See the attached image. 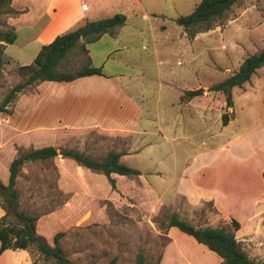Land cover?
<instances>
[{
    "label": "rangeland",
    "instance_id": "1",
    "mask_svg": "<svg viewBox=\"0 0 264 264\" xmlns=\"http://www.w3.org/2000/svg\"><path fill=\"white\" fill-rule=\"evenodd\" d=\"M62 1L65 10L77 9L85 2L90 19L118 11L126 15L114 35L103 34L87 47L91 64L112 73V82L122 89L120 102L111 105L108 114L128 116L137 126L117 134L99 133L92 126L85 135H72L64 145L55 146L73 145L93 158L116 149L126 153L122 161L140 169L139 174L117 176L115 189H106L100 180L90 179L92 175L76 171L82 178L72 183L77 193L66 203L70 193L57 186L59 150L51 159L23 164L16 182L21 209L39 216L61 203L68 206L65 224L55 227L52 218H47V226L55 227L54 233L64 232L59 242L70 264H137L139 251L146 261H155L168 240V226L162 222L171 212L204 226L230 224L231 215L224 213L246 223L257 201V210L264 207V64L242 85L232 87L231 105L222 91L209 89L264 45V0H237L210 28L194 35H188L175 18L189 13L199 0ZM26 3L30 13L25 17L38 15L40 1ZM32 48L26 47L21 59H26ZM85 61L86 55L73 49L62 61V68L75 69ZM24 78L17 66L11 67L0 78V98ZM46 82L35 95L40 97L27 103L28 110L51 105L60 93L58 88L65 96L73 95L74 84L69 81ZM80 84L85 89V83ZM35 85L24 90H33ZM196 88H202L201 92L186 93ZM225 111L228 122L223 124ZM135 114H141V119L133 118ZM9 146L0 151V162L10 152ZM6 169L0 167V173ZM177 187L195 198L214 199L199 198L191 203ZM253 232L259 239L264 237V221ZM244 234L248 236V232ZM170 235L181 246L186 236L220 258L175 226ZM245 240V246L254 251L253 238ZM187 246L197 251L194 264H210L196 245ZM26 251L27 264H47L37 251ZM10 254L6 253L2 264H13ZM252 258L264 263V252ZM218 264L225 263L220 260Z\"/></svg>",
    "mask_w": 264,
    "mask_h": 264
},
{
    "label": "crops",
    "instance_id": "2",
    "mask_svg": "<svg viewBox=\"0 0 264 264\" xmlns=\"http://www.w3.org/2000/svg\"><path fill=\"white\" fill-rule=\"evenodd\" d=\"M26 1L27 0H11L0 13V28L3 30L12 28L16 31L15 40L10 43H5L3 48V76L8 73L11 67L30 63L40 46L43 43L50 42L56 34L71 28L80 20L90 19L86 16L85 10H87V4L85 2H81L77 9L65 10V1L62 0H39L41 3L40 12L35 17L28 18L25 16L30 13V7ZM30 45H33V48L27 54V58L21 59V52ZM10 46L16 47V50H10ZM118 72L121 73V71ZM111 74L112 73L108 74L103 71V74L93 73L69 80L70 83L74 84L75 89L72 91L73 95L70 97L65 96V92L62 93L61 89L58 88L57 91L60 93L55 99H52L51 105L44 106L43 104L41 107H30V110L27 109L26 105L38 94L42 85H44V81H48L46 82L47 84H56L55 81L57 80H42L36 83L33 90L20 91L12 104V111L10 113H0V151H2L6 144H10V152L0 162V167L3 168L5 166V168H7L4 173H0V180L7 182L9 176V162L20 148L29 149L47 144H52L54 146L60 145L72 135H85L92 126H94L99 133L103 134L121 133V131H124L122 129L126 128L136 130L137 121L132 124L133 121L130 122L128 116L117 117L108 114L109 108L112 107L111 105L115 104V102L117 103L122 93V89L117 88L116 84L112 82L114 81V76ZM80 83H85V86H89V88L85 87V89L82 90L80 88ZM93 83H97V86H94ZM79 89L82 91L79 92ZM119 102L120 100L118 103ZM19 106L20 109L18 110ZM137 114H135L133 118L140 120L142 113L139 116H137ZM67 147H73V145L68 144ZM57 150H61L60 147H57ZM125 154L124 152L121 153V160ZM56 165L58 167L57 186L63 192L70 193L66 203H70L77 193L72 190V183H74L77 178H82L76 174V171L85 176L92 175L90 179L100 180L101 184H103V186L105 185L104 187H106V189L111 186L104 173L92 171L90 168L78 164L74 159L63 156L62 153L61 156L57 158ZM90 179L86 178L87 181H90ZM177 191L184 194L191 203H195L199 198L214 199V197L211 196H199L195 198L189 191L179 187H177ZM66 203H61L55 209L45 214H40L36 220L37 231L45 236L48 241L54 234L55 227H59L67 221L65 214L68 213V206ZM257 205H259L258 201L255 203L254 210L250 216H248L246 223L232 213H224L225 215H231L230 218L234 217L239 221L240 225L239 228L236 229L235 234L240 241H244L242 242V247L250 257L257 253L261 255L264 252V237L259 239L260 236L253 232L256 230V226L264 221V207L257 210ZM3 212L4 210L0 206V215ZM47 218H52L55 222V227L50 228L47 226ZM172 226H168L166 230L168 240L163 245L159 264H180V262L181 264H194L195 260L193 258L196 257L197 251L194 249L191 250V247L187 245L191 243L197 246V244L190 238L183 236L185 239H182L181 242L184 246L178 245L170 235ZM244 231L248 232V236L244 234ZM248 237L253 238L252 242L255 243L254 251H251L245 246L247 241L245 239H248ZM197 247L207 256L208 263L218 264V261L222 260L217 253L216 254L220 258L204 250V248H202L203 246ZM6 253H11L10 258L13 264H18V262L20 264H27L28 262V253L25 248H6L0 253V264H2Z\"/></svg>",
    "mask_w": 264,
    "mask_h": 264
},
{
    "label": "trees",
    "instance_id": "3",
    "mask_svg": "<svg viewBox=\"0 0 264 264\" xmlns=\"http://www.w3.org/2000/svg\"><path fill=\"white\" fill-rule=\"evenodd\" d=\"M11 0H0V13ZM237 0H199L194 8L185 14H179L175 20L182 25L188 35L210 28L221 18L231 5ZM126 15L115 12L108 16L83 19L71 28L58 33L47 43H43L30 63L18 65V71L25 76L21 81L10 86L0 98V113L12 111V104L18 93L27 86L42 80L69 81L79 76L98 73L103 74L100 65L91 64L87 44L98 39L102 34L114 35L119 26L124 24ZM16 31L12 28H0V78L2 77V52L5 43L13 42ZM78 49L86 55V61L75 69L62 68V61L68 53ZM264 64V45L256 52L245 56L238 68L224 79L213 83L209 89L220 90L225 95L227 105L232 104L231 89L235 85H242L247 81L257 67ZM202 88L187 89L189 96L200 93ZM223 124L228 122L227 112L222 113ZM62 155L74 159L78 164L93 171L102 172L107 177L111 187L116 188L117 176L139 174L140 170L120 159L122 152L109 149L101 158H93L74 147H60ZM58 153L52 144L33 147L26 150L18 149L9 162V176L7 182L0 180V206L4 212L0 215V253L6 248H25L35 250L47 264H70L59 236L64 232L56 231L52 243L36 229L38 215L20 208L19 193L16 179L23 164L29 160H47ZM264 176V169H263ZM163 226H176L181 231L191 235L196 241L205 244L215 251L225 264H264L250 257L242 248L235 231L239 228V221L231 217L230 224L197 226L177 212H171L169 219L162 222ZM161 255L155 261H146L142 252L136 255L137 264H159Z\"/></svg>",
    "mask_w": 264,
    "mask_h": 264
},
{
    "label": "water",
    "instance_id": "4",
    "mask_svg": "<svg viewBox=\"0 0 264 264\" xmlns=\"http://www.w3.org/2000/svg\"><path fill=\"white\" fill-rule=\"evenodd\" d=\"M59 153H62V150H59Z\"/></svg>",
    "mask_w": 264,
    "mask_h": 264
}]
</instances>
